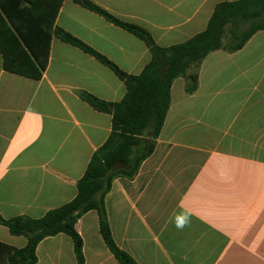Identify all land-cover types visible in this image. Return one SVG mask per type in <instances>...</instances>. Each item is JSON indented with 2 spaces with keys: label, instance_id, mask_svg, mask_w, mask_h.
Masks as SVG:
<instances>
[{
  "label": "crops",
  "instance_id": "0c3cea01",
  "mask_svg": "<svg viewBox=\"0 0 264 264\" xmlns=\"http://www.w3.org/2000/svg\"><path fill=\"white\" fill-rule=\"evenodd\" d=\"M90 1L168 47L203 31L217 3L235 0ZM55 25L127 74L151 59L142 40L72 0L62 1ZM186 85L183 77L172 82L153 152L104 197L112 238L137 264H264V30L237 51L208 54L196 89L187 93ZM80 90L106 102L126 91L110 68L57 37L38 80L3 70L0 54L1 217L39 218L75 197L111 132V116L82 101ZM75 229L84 264H119L95 211ZM26 242L0 225V264ZM36 257L77 264L65 234L43 239Z\"/></svg>",
  "mask_w": 264,
  "mask_h": 264
},
{
  "label": "trees",
  "instance_id": "16d2710c",
  "mask_svg": "<svg viewBox=\"0 0 264 264\" xmlns=\"http://www.w3.org/2000/svg\"><path fill=\"white\" fill-rule=\"evenodd\" d=\"M63 0H0V54L3 70L38 80L48 64L52 37L70 44L110 68L124 83L118 102H106L85 92L78 97L94 110L111 116V132L92 154L75 197L39 218L16 216L0 225L12 236H24L21 248H9L2 264H36V247L46 237L65 234L72 240L77 264H84L77 220L89 211L98 216V229L106 247L119 264H137L114 242L104 207V197L117 177L132 179L153 152L156 138L170 106L172 82L186 79V92L198 82V69L211 52L239 50L259 30H264V0L217 3L206 28L186 41L168 47L157 45L142 27L122 21L90 0H72L111 24L142 40L151 55L139 74L120 70L105 56L55 25ZM246 26L242 28V26Z\"/></svg>",
  "mask_w": 264,
  "mask_h": 264
},
{
  "label": "clouds",
  "instance_id": "9594fccd",
  "mask_svg": "<svg viewBox=\"0 0 264 264\" xmlns=\"http://www.w3.org/2000/svg\"><path fill=\"white\" fill-rule=\"evenodd\" d=\"M185 223H187V217H185V220L183 222L179 223L177 226L183 227Z\"/></svg>",
  "mask_w": 264,
  "mask_h": 264
},
{
  "label": "rangeland",
  "instance_id": "374dc122",
  "mask_svg": "<svg viewBox=\"0 0 264 264\" xmlns=\"http://www.w3.org/2000/svg\"><path fill=\"white\" fill-rule=\"evenodd\" d=\"M246 26H247V25H246ZM246 26L243 25L242 28H245Z\"/></svg>",
  "mask_w": 264,
  "mask_h": 264
}]
</instances>
